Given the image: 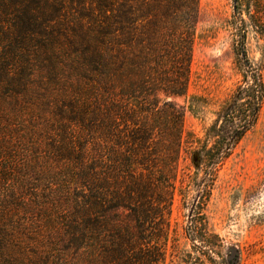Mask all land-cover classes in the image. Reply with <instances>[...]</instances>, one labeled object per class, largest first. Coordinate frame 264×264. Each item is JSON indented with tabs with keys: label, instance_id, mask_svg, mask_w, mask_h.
<instances>
[{
	"label": "trees",
	"instance_id": "trees-1",
	"mask_svg": "<svg viewBox=\"0 0 264 264\" xmlns=\"http://www.w3.org/2000/svg\"><path fill=\"white\" fill-rule=\"evenodd\" d=\"M230 3L239 79L197 137L174 99L199 0H0V264L238 263L205 210L264 103L245 49L249 30L264 41V0Z\"/></svg>",
	"mask_w": 264,
	"mask_h": 264
},
{
	"label": "rangeland",
	"instance_id": "rangeland-1",
	"mask_svg": "<svg viewBox=\"0 0 264 264\" xmlns=\"http://www.w3.org/2000/svg\"><path fill=\"white\" fill-rule=\"evenodd\" d=\"M231 11L230 0H199L190 82L186 96L174 99L183 115L184 131L197 137L239 79L225 27ZM245 49L261 69L264 81V41L249 30ZM205 214L223 248L240 252L237 264H264V103L256 124L219 171ZM185 225L176 198L172 227L180 253L188 252L190 246L183 232Z\"/></svg>",
	"mask_w": 264,
	"mask_h": 264
}]
</instances>
